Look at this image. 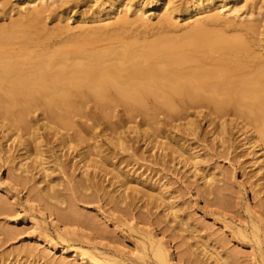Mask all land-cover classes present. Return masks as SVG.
<instances>
[{
  "label": "rangeland",
  "instance_id": "1",
  "mask_svg": "<svg viewBox=\"0 0 264 264\" xmlns=\"http://www.w3.org/2000/svg\"><path fill=\"white\" fill-rule=\"evenodd\" d=\"M1 1L3 0H0V27L10 25L12 20L16 21L26 13L20 10L17 0H10V5L5 7ZM70 1V4L61 8L56 6L46 13L42 25L49 31H60L65 27L72 28V32H64L62 35L60 33V36L58 33L56 37L53 35L54 39L51 37L46 43L35 41L30 53L53 52L59 44L62 45L77 36L80 31L78 27L95 28L108 25L92 24L89 20L82 23L81 20L94 14L97 7L106 0ZM189 1L173 0L178 6ZM157 14L158 11L149 13L153 16L151 27L135 24L121 32L127 37L136 36L143 40L155 38L163 32V28L155 26L158 20L154 15ZM134 17L131 16V19ZM172 20L176 30L164 31L172 33L171 35L183 34L189 21ZM234 20L241 22L240 24L257 23L261 34L251 38L255 47L250 60L262 58L264 10L260 14L258 11L252 15L246 13ZM227 25L222 24L224 29L229 27ZM109 29L110 26L107 30ZM85 110L89 118L74 117L72 123L75 130L61 132L67 138L85 136V146L92 153V159L101 162L100 157L103 155L111 158V162L103 159V163L98 164L102 170H83L84 164L80 165V160L74 159L77 154L74 144L71 145L72 148H63L52 131L45 129L44 124H47L48 117L43 110H36L37 112L31 113L32 116L30 114L27 117L28 124L31 123L29 125L32 126H28L30 132L36 136L39 134V140L35 141L32 135L26 136L29 141L31 139L30 143L33 140L29 144V149L33 150L30 160L36 159L40 156L38 152H41L43 157L38 161L43 168L38 169L39 163L36 160L25 162L27 155L20 143L7 139L8 135L5 136L0 129V264H161L148 248V234L155 235L157 240L171 247V264H215L205 253L206 250L220 252L228 259V264H264V245H259L252 236L253 226L260 228V236L264 235V181L260 180L262 174L259 167L254 164L252 156H248L237 129H230L227 135L222 134L219 139L218 136L213 137V128L209 127L208 119L202 117L196 119L199 126L196 132L189 133L190 130L185 128L176 129L173 125L175 123L162 112L156 114L155 122L149 123L144 115H131V119L130 113L120 107L110 112L106 124L94 104L89 103ZM7 122L9 123L8 120L5 121ZM109 124L120 126L115 132L116 135H112L116 141L122 137L123 140L120 141L122 146L126 145L123 146L124 149L118 145L119 141H111L106 136L110 133L106 130ZM83 127L90 129L92 137L87 138ZM147 131L153 136L157 135L160 144L165 142L163 147L167 149L160 144L158 148L150 144L143 134H147ZM175 139L181 141L179 144L182 147L185 145L190 158L198 159L197 163V160L194 161L195 166H192L193 162L189 157L186 159L191 164L179 155L181 146L177 145ZM174 143L177 144L174 146ZM94 147H101L105 154H98ZM160 147L170 151L165 152ZM85 170L88 173H84ZM118 170L126 174L125 185H128L124 188L120 187L122 184L115 178L114 173H118ZM110 171L114 176L108 173ZM44 175H48V178ZM82 180L87 188L80 182ZM139 180L144 184H137ZM149 183L153 185L150 186ZM48 185L53 191L49 192ZM136 187L142 194L134 191L133 188ZM161 191L165 192V198L168 196L169 202L167 200L158 203L153 200L151 196ZM125 195L128 199L124 198ZM148 197L152 199L149 201ZM117 199L121 200V204ZM122 200L126 201L122 203ZM168 208H172L171 212ZM68 214L74 215L76 221L63 223L59 217ZM196 241L207 249L203 250ZM51 245H55L56 249ZM74 249L87 252L89 258L79 260L70 254L63 255V250L71 252ZM190 251H193L191 256ZM27 253L32 256L25 257Z\"/></svg>",
  "mask_w": 264,
  "mask_h": 264
},
{
  "label": "bare ground",
  "instance_id": "2",
  "mask_svg": "<svg viewBox=\"0 0 264 264\" xmlns=\"http://www.w3.org/2000/svg\"><path fill=\"white\" fill-rule=\"evenodd\" d=\"M17 1H19L20 10L26 13L24 12L25 14L16 21L12 20L10 25L0 27V129L5 136L8 135L7 139L20 143L27 155L26 159L24 158L25 162L36 160V163H39V165L36 164L38 169L42 167V163L39 162L43 157L41 152H38L40 156L33 159L34 161L30 160L33 150L29 149V144H32L33 140L30 143L31 139L29 141L26 138L32 135L35 141L39 140V134L36 136L30 132L28 126H31L29 125L31 123L28 124L27 121L29 120L27 117L39 109L43 110L48 118L51 117L48 122L49 119L45 116L48 120L47 124H44L45 129L52 131L61 146L66 148L74 144L73 147L77 153L74 159L80 160V165L84 164L83 170L84 168L101 169L98 164L103 163V159L105 162H111V158L108 156L106 158V155H103L105 158L100 157L101 162L98 159H92V153L85 146L87 143L85 136V138L82 135L67 138L61 132L74 129L72 123L74 117L89 116L85 108L92 103L100 110L102 121L105 119L104 123L110 117L111 111L122 107L130 113V118L131 115H144L146 122L149 121V123L156 121L157 113H165L175 123L171 122L176 129L185 128L187 131L190 130L189 133L196 132V128L199 127L196 119L202 117L205 120L208 119L209 127L213 128L214 131L211 133L214 132V136H212H218L219 139L222 134L227 135L230 129H237L238 134H241L239 137L243 139V146L247 148L248 156H252L254 164L259 167L258 170L262 174L260 180L264 181V56L256 61L250 60L255 47L251 43V38L261 32L257 23L240 24L241 22H238V24L234 20L246 13L252 15L258 11L260 14L264 10V0H190L181 6L176 5L173 0H149V2L147 0H106L97 7L94 14L83 17L81 20L82 23L89 20L92 24L108 23V25L88 27L89 29L84 26L78 27L80 31L77 36L71 39L69 37V41L59 44L53 52L50 51L51 53L38 54L29 52L35 41L46 43L53 38V35L56 37L58 33L60 36V33L62 35L64 32H72V28L65 27L62 30L59 29L60 31H49L42 25V19L46 13L56 6L61 8L65 4L68 5L70 0ZM3 2L4 7L7 4L10 5V0L7 2L3 0ZM153 11H158V14L154 15L158 21L154 25L163 28V32H158L160 34L153 37L154 39L127 37L122 33L123 31L121 32L135 24L151 27L153 16L149 13ZM240 13L242 14L239 15ZM131 16H135L134 19H131ZM172 18L189 21L183 34L171 35L172 33L164 31V29H169V32L170 29L176 30ZM110 21H112L111 24ZM227 23L230 29L223 28L222 24L225 26ZM109 26L110 29L107 30ZM262 32L264 36V31ZM6 120L9 123H5ZM119 127L108 125L106 130L110 133L106 136L111 141L115 140L112 133L116 135L115 132L119 130ZM82 130L88 135L87 138L92 137L90 129L83 127ZM143 134L155 147L160 144L157 135L153 136L148 131L147 134ZM162 136L160 134V137ZM121 138L117 139L119 146H122ZM219 139L215 140L219 141ZM180 142L176 144L180 145ZM164 143L160 145L163 147ZM176 144L174 143V146ZM123 146L126 147L124 144ZM183 146L180 147L181 153L178 154L186 159L189 153L185 145ZM163 148H161L163 151L167 149ZM94 149L98 154H105L101 147H94ZM189 160L193 162L192 166L193 164L195 166L194 161L198 162V159L193 160V157H189ZM191 161L187 163L191 164ZM43 163L45 165L44 161ZM87 170L84 173H88ZM120 171L118 170V173L115 171L114 174L122 184L120 187L124 188L128 185H125L127 178L126 174ZM108 173H106L107 176ZM45 177L48 178V175ZM137 182H139L137 184H144L141 180ZM84 183L82 185L85 186ZM149 185L153 184L149 183ZM49 186V192L53 191ZM77 187L80 189V186ZM208 187L206 186L207 189ZM133 189L141 193L137 187ZM164 194L165 192L161 191L151 197L158 203L159 201L164 203L167 200L169 202L168 196L166 195V199ZM124 198L128 199L126 195ZM152 198H149V201ZM123 200L122 203L126 201ZM119 201L117 199V202ZM73 216L68 214L59 218L63 220V223L64 221L73 223L76 221L74 220L76 217ZM78 219L81 218L78 217ZM253 227L252 236L256 238L259 245H264V235H259L260 228ZM154 236L148 234V241H146L148 248L158 262L171 264V247ZM197 244L200 243L197 242ZM51 246L56 249L55 245ZM204 247L205 249L202 247L203 250H206L205 245ZM211 251L204 252L214 260L215 264H228V259L220 252ZM62 252L63 255L70 254L71 257L79 260L89 258L87 252L79 249ZM192 252L190 251V256ZM187 253H185L186 257H188ZM31 256V253H27L25 257Z\"/></svg>",
  "mask_w": 264,
  "mask_h": 264
}]
</instances>
